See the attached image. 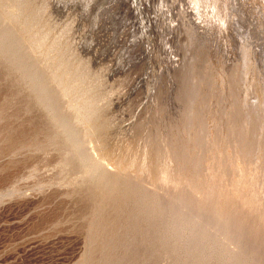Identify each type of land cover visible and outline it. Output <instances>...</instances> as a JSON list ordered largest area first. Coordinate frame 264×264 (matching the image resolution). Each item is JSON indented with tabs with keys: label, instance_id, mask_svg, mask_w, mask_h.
I'll return each instance as SVG.
<instances>
[{
	"label": "rangeland",
	"instance_id": "obj_1",
	"mask_svg": "<svg viewBox=\"0 0 264 264\" xmlns=\"http://www.w3.org/2000/svg\"><path fill=\"white\" fill-rule=\"evenodd\" d=\"M169 1L0 0V264H264V0Z\"/></svg>",
	"mask_w": 264,
	"mask_h": 264
},
{
	"label": "bare ground",
	"instance_id": "obj_2",
	"mask_svg": "<svg viewBox=\"0 0 264 264\" xmlns=\"http://www.w3.org/2000/svg\"><path fill=\"white\" fill-rule=\"evenodd\" d=\"M170 1H171V0H170ZM170 1H169V3H170ZM174 1H175V0H174ZM180 1H181V0H180ZM183 1H184V0H183ZM188 1H189V0H188ZM191 1H192V0H191ZM196 1H197V0H196ZM203 1L205 2V0H203ZM207 1H208V0H207ZM215 1H216V0H215ZM223 1H224V0H223ZM225 1H226V0H225ZM233 1H234V0H233ZM236 1H237V0H236ZM254 1H255V0H254ZM256 1H257V0H256ZM258 1L260 2V0H258ZM193 2H194V1H193ZM210 2H211V0H210ZM213 2H214V1H213ZM216 2H217V1H216ZM216 2H215V3H216ZM220 2H221V1H220ZM238 2H239V1H238ZM244 2H245V1H244ZM250 2H251V0H250ZM259 2H258V3H259ZM262 2H263V0H262ZM173 3H174V2H173ZM183 3H184V2H183ZM186 3L188 4L189 2H186ZM190 3H191V2H190ZM194 3L197 4V2H194ZM194 3H192V4H194ZM199 3H200V2H199ZM205 3H206V2H205ZM221 3H222V2H221ZM231 3H232V2H231ZM236 3H237V2H236ZM247 3H248V2H247ZM247 3H246V4H247ZM165 4H166V3H165ZM175 4H176V2H175ZM181 4H182V3H181ZM184 4H185V3H184ZM192 4H191V5H192ZM200 4H201V3H200ZM208 4H209V2H208ZM210 4H211V3H210ZM222 4H224V2H223ZM225 4H226V2H225ZM225 4H224V5H225ZM229 4H230V3H229ZM169 5H170V4H169ZM173 5H174V4H173ZM173 5H172V6H173ZM205 5H206V4H205ZM213 5H214V4H213ZM218 5H219V3H218ZM259 5H260V4H259ZM263 5H264V3L262 4V6H263ZM165 6H166V5H165ZM182 6H183V5H182ZM188 6H189V4L186 5L185 7H188ZM193 6H194V5H193ZM197 6H199V5L197 4ZM203 6H204V3H203ZM203 6H202V7L200 6V9L202 8V12L200 13V16H202V14H203V10H204V9H203V8H204ZM211 6H212V5H211ZM211 6H210V7H211ZM219 6H220V5H219ZM250 6H251V5H250ZM262 6H261V7H262ZM212 7H213V6H212ZM212 7H211V8H212ZM221 7H222V6H221ZM221 7H220V10L222 9ZM223 7H224V6H223ZM225 7H227V6H225ZM225 7H224V9H225ZM167 8H168V7H167ZM178 8H179V7H178ZM183 8H184V7H183ZM206 8H207V7H206ZM231 8H232V7H231ZM234 8H235V7H234ZM234 8H232L234 12H236V11L239 12L238 10H236V9H234ZM243 8H245V7H243ZM259 8H260V7H259ZM263 8H264V7H263ZM169 9H170V8H169ZM169 9H168V10H169ZM173 9H174V6H173ZM176 9H177V8H176ZM181 9H182V8H181ZM185 9H186V8H185ZM188 9H190V7H188L186 11L183 9V10L185 11V12H184V11H183V12H184V13H187ZM191 9H194V7H193V8L191 7ZM191 9H190V11H191ZM200 9H199V11H201ZM212 9H214V8H212ZM215 9H216V8H215ZM224 9H223V10H224ZM226 9H227V8H226ZM232 9H231V10H232ZM237 9H238V8H237ZM196 10H197V9L195 8V11H196ZM207 10H208V9H207ZM217 10H219V8H217ZM166 11H167V10H166ZM174 11H175V10H174ZM195 11L192 10V12H193V16L195 15L194 13L197 12V11H196V12H195ZM215 11H216V10H215ZM226 11H227V10H226ZM229 11H230V10H229ZM241 11H242V10H241ZM262 11H263V10H262ZM262 11H260V12H262ZM204 12H205V10H204ZM217 12H218V11H217ZM217 12H216V13H217ZM219 12H222V10L219 11ZM224 12H225V11H224ZM231 12H232V11H230L229 13H231ZM237 12H236V13H237ZM167 13L170 15V12H169V11H167ZM167 13H166V14H167ZM197 13H198V12H197ZM213 13H214V12H212V14H213ZM226 13H227V12H226ZM226 13H225V14H226ZM236 13H234L233 15H235ZM176 14H177V13H176ZM190 14H191V12H190ZM225 14H224V15H225ZM238 14H239V13H238ZM261 14H262V13H261ZM185 15H186V14H185ZM188 15H189V13H188ZM196 15H197V14H196ZM221 15H222V14H221ZM224 15H223V16H224ZM230 15H232V13H231ZM233 15H232V16H233ZM243 15L245 16V13H243ZM253 15H254V14H253ZM257 15H258V14H257ZM257 15H256V17L259 16V15H258V16H257ZM191 16H192V15H191ZM193 16H192V17H193ZM197 16H198V18L200 17L199 15H197ZM197 16H195V17H197ZM210 16H211V15H210ZM226 16H227V14H226ZM226 16H224V17H226ZM202 17H204V15H203ZM247 17H248V16H247ZM254 17H255V16H254ZM254 17H253V19H254ZM256 17H255V19H256ZM169 18H170V16H169ZM169 18H168V19H169ZM198 18H196V19H198ZM211 18H212V17H211ZM215 18H216V17H215ZM227 18H228V16H227ZM230 18L232 19V18H234V17H231V16H230ZM237 18H238V16H237ZM242 18H243V17H242ZM261 18H263V17L261 16ZM261 18H260V19H261ZM168 19H167V20H168ZM184 19H185V18H184ZM190 19H191V18H190ZM199 19H202V18H199ZM199 19H198V20H199ZM235 19H236V16H235ZM235 19H234V20H235ZM192 20L194 21V19H192ZM192 20L190 21V24L193 22ZM198 20H197V21L195 20V21H196V22L203 21V19H202V20H199V21H198ZM228 20H230V19H228ZM236 20H237V19H236ZM239 20H240V19H238V21H239ZM170 21H171V20H170ZM195 21H194V22H195ZM217 21H218V20H217ZM224 21H225V20H224ZM224 21H223V22H224ZM232 21H233V19H232ZM240 21H241V20H240ZM259 21H260V20H259ZM203 22H204V21H203ZM223 22L221 21V23H223ZM243 22H244V21H243ZM256 22H257V21H256ZM201 23H202V22H201ZM201 23H200V25H202ZM224 23H226V22H224ZM231 23H232V22H231ZM231 23H230V22L228 23V24L231 25V26L228 27V28H231V27H232V28H235L234 25L238 26V25L241 24V23L238 24L237 21H236V23H237L238 25H237L235 22H234V24H231ZM194 24H195V23H194ZM196 24H197V23H196ZM204 24H206V21H205ZM242 24H243V23H242ZM246 24H247V22H246ZM246 24H244V25H246ZM260 24H261V23H260ZM182 25H183V24H182ZM185 25H186V24H185ZM198 25H199V24H198ZM232 25H233V26H232ZM250 25H251V24H250ZM257 25H258V24H257ZM223 26H224V25H223ZM227 26H228V25H227ZM240 26H241V25H240ZM246 26H248V25H246ZM258 26H259V25H258ZM204 27H205V25H204ZM254 27H255V26H254ZM194 28H195V27H194ZM256 28L259 29L260 27H256ZM256 28H255V30L257 31L258 29H256ZM178 29H179V28H178ZM197 29H198V28H197ZM205 29H206V28H205ZM219 29H220V28H219ZM241 29H242V28H241ZM241 29H240V31H242ZM262 29H263V28L261 27V30H262ZM217 30H218V29H217ZM230 30H232V29H230ZM237 30H239V29H237ZM244 30H245V29H244ZM261 30H260L259 32H261ZM232 31L234 32V31H236V30L233 29ZM240 31H239V32H240ZM245 31H246V30H245ZM256 31H255V32H256ZM170 32H171V31H170ZM249 32L252 33V31H250V29H249ZM236 33H238V31H236ZM240 33H241V32H240ZM251 33H250V34H251ZM257 33H258V32H257ZM166 34H167V33H166ZM248 34H249V33H248ZM193 35H194V34H193ZM233 35H235V36L238 38V36H237L238 34H237V35H236V34H233ZM241 35H242V34H241ZM246 35H247V34H245V36H246ZM251 35H252V34H251ZM254 35H256V34L254 33ZM259 35H260V34H259ZM165 36H167V35H165ZM242 36H243V35H242ZM256 36H257V35H256ZM256 36H255V37H256ZM175 37H176V36H175ZM233 37H234V36H233ZM243 37H244V36H243ZM243 37H242V38H243ZM250 37H251V36H250ZM263 37H264V35H263ZM237 38H236V39H237ZM242 38H240V39H242ZM198 39H199V38H198ZM232 39H233V38H232ZM236 39H235V40H236ZM244 39L246 40V38H244ZM263 39H264V38H263ZM179 41H181V40H179ZM236 41L239 42V41H241V40H238V39H237ZM227 42H228V41H227ZM166 43H168V42H166ZM236 44H237V43H236ZM260 44H261V43H260ZM189 46H190V45H189ZM247 46H248V45H246L245 42L242 43V44L240 45V51H241L242 54H243L242 57H244V56L246 57L247 54H249V53H248V52H249V48H248ZM262 48H263V47H262ZM257 49H258V48H257ZM193 51H194V50H193ZM236 55H237V54H236ZM240 56H241V53H240ZM251 57H252V56H251ZM247 58H248V57H247ZM245 60H246V59H245ZM247 63H248V62H247ZM192 65H193V64H192ZM249 65H250V64H249ZM248 70H249V69H248ZM251 71H252V70H251ZM252 73H253V72H252ZM251 75H252V74H251ZM251 75H250V76H251ZM256 77H257V76H256ZM251 79H252V78H251ZM253 79H254V78H253ZM257 79H258V78H257ZM252 82H253V80H252ZM252 82H251V83H252ZM251 83H250V84H251ZM218 84H219V83H218ZM248 84H249V83H248ZM253 85H254V84L252 83L250 86H253ZM252 88H253V87H252ZM255 88H256V87H255ZM250 89H251V87H250ZM201 90H202V89H201ZM250 95H251V94H250ZM245 97H246V96H245ZM263 98H264V97H263ZM263 98H262V99H263ZM200 99H201V98H200ZM246 100H247V99H246ZM261 103H262V102H261ZM84 106H85V105H84ZM88 107H89V104H88ZM253 107H254V106H253ZM193 109H194V108H193ZM241 109H242V108H241ZM254 109H255V108H254ZM256 116H257V115H256ZM85 118H86V117H85ZM88 118H89V117H88ZM89 119H90V118H89ZM249 120H250V119H249ZM76 123H77V122H76ZM88 123H89V122H88ZM190 124H191V123H190ZM250 146H251V145H250ZM259 146H260V145H259ZM257 147H258V146H257ZM232 150H233V149H232ZM185 158H186V157H185ZM197 158H198V157H197ZM96 159H97V158H96ZM186 160H187V159H186ZM206 196H207V195H206ZM198 199H199V198H198ZM236 203H237V202H236ZM229 207H230V206H229ZM214 209H215V208H214ZM243 209H244V208H243ZM208 210H209V209H208ZM196 213H197V212H196ZM219 215H220V214H219ZM213 216H214V214H213ZM218 217H219V216H218ZM192 218H193V217H192ZM227 218H228V217H227ZM217 219H218V218H217ZM188 220H189V219H188ZM229 222H230V220H229ZM229 222H228V223H229ZM230 223H231V222H230ZM231 224H232V223H231ZM216 225H217V223H216ZM226 226H227V225H226ZM217 227H218V226H217ZM217 227H216V228H217ZM222 228H223V227H222ZM226 228H227V227H226ZM200 231H201V230H200ZM227 233H228V232H227ZM211 235H212V234H211ZM229 235H230V234H229ZM228 238H229V237H228ZM229 241H230V240H229ZM229 244H230V243H229ZM236 252H237V251H236ZM238 252H239V251H238ZM237 257H238V256H237ZM233 259H234V258H233Z\"/></svg>",
	"mask_w": 264,
	"mask_h": 264
}]
</instances>
